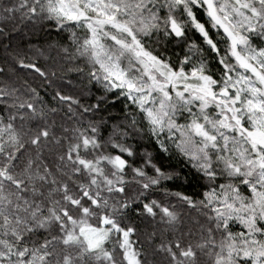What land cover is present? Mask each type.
<instances>
[{"label": "snow or ice", "instance_id": "snow-or-ice-1", "mask_svg": "<svg viewBox=\"0 0 264 264\" xmlns=\"http://www.w3.org/2000/svg\"><path fill=\"white\" fill-rule=\"evenodd\" d=\"M0 264H264V0H0Z\"/></svg>", "mask_w": 264, "mask_h": 264}, {"label": "trees", "instance_id": "trees-1", "mask_svg": "<svg viewBox=\"0 0 264 264\" xmlns=\"http://www.w3.org/2000/svg\"><path fill=\"white\" fill-rule=\"evenodd\" d=\"M64 35L66 36L67 33H65ZM43 37H44V33H40L39 34V41L38 42L43 43ZM48 38L49 39H56L57 38L56 32L54 30L51 31V33L49 34ZM33 42H37V38H33ZM118 107H119V105L117 106V108ZM185 171H187V169H185ZM195 188H196V185H195V183H193V185L186 186L185 187V191H192Z\"/></svg>", "mask_w": 264, "mask_h": 264}]
</instances>
